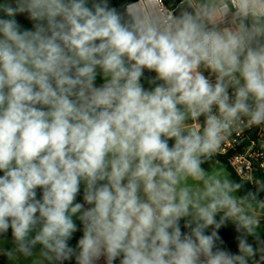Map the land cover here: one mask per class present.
<instances>
[{"label": "clouds", "instance_id": "1", "mask_svg": "<svg viewBox=\"0 0 264 264\" xmlns=\"http://www.w3.org/2000/svg\"><path fill=\"white\" fill-rule=\"evenodd\" d=\"M0 12L9 264H264V180L241 196L204 167L234 129L264 132V0H182L163 18L112 0Z\"/></svg>", "mask_w": 264, "mask_h": 264}, {"label": "built area", "instance_id": "2", "mask_svg": "<svg viewBox=\"0 0 264 264\" xmlns=\"http://www.w3.org/2000/svg\"><path fill=\"white\" fill-rule=\"evenodd\" d=\"M159 1L161 4L159 11L149 10L148 14L163 18L170 10L177 11L182 4L181 1L175 9H171L162 0ZM134 4L135 2L128 5ZM261 136H264V132L260 129L240 126L234 129L233 135L224 142L219 153L215 155L225 159L231 171L252 186H256L257 179L264 180V168L261 167L264 164V149L260 147Z\"/></svg>", "mask_w": 264, "mask_h": 264}, {"label": "trees", "instance_id": "3", "mask_svg": "<svg viewBox=\"0 0 264 264\" xmlns=\"http://www.w3.org/2000/svg\"><path fill=\"white\" fill-rule=\"evenodd\" d=\"M137 1H139V0H112V3L115 6H117L119 9L123 10L125 5H128L130 3H134V2H137ZM162 1L169 8L175 9L181 3L182 0H162ZM176 12H178V10ZM216 161H221L222 163H224L227 166L228 170L230 171L233 181L238 182V183H240L242 185L241 189L238 192L239 195H241V196L245 195L249 191H252V192H256L257 191V186H252L248 182L239 179L231 171V169L228 167V164H227L226 160L221 158V157L214 156L211 160H209L204 165V167L205 168L209 167L213 163H215ZM79 199L80 198L78 197V200ZM263 200H264V192H259L258 195H257V200L253 201V204H255V205L259 204ZM79 235H80V233L78 232L76 234V236L79 237ZM220 235L222 236V238H223V240L225 242L224 243V247L230 249L233 252H236V250H237L236 241H235L236 232H235L234 228L231 225H229L227 228L221 230ZM262 236H264V235H262ZM250 242H252L251 239H250ZM71 243L73 245H75V243H76L75 239Z\"/></svg>", "mask_w": 264, "mask_h": 264}, {"label": "rangeland", "instance_id": "4", "mask_svg": "<svg viewBox=\"0 0 264 264\" xmlns=\"http://www.w3.org/2000/svg\"><path fill=\"white\" fill-rule=\"evenodd\" d=\"M3 2H4V0H0V3H3ZM180 7H181V5L179 6L178 11L180 10ZM3 16H4V14L2 12H0V17H3ZM17 18L19 20H21L22 23H27L24 20V17L20 16V17H17ZM146 75L151 76V75H154V74L146 73ZM98 82H100V81L98 80ZM206 169H208L209 171H212V172H217L221 176H227L229 179L233 180L232 179V175H231L230 171L228 170L227 166L224 163H222L221 161H216L211 166L206 167ZM253 208H254L255 214L261 217V225H260L259 231L261 232V235H264V204H262V203H259V204H256V205L253 204ZM4 246L5 247H11L12 246L10 235L8 237L7 243ZM0 264H9V262L7 261L6 257L0 255ZM17 264H31V260L30 259H25L24 257H20V259L17 262Z\"/></svg>", "mask_w": 264, "mask_h": 264}, {"label": "bare ground", "instance_id": "5", "mask_svg": "<svg viewBox=\"0 0 264 264\" xmlns=\"http://www.w3.org/2000/svg\"><path fill=\"white\" fill-rule=\"evenodd\" d=\"M137 11H152V12H158L161 8V4L159 0H144V1H138L134 5L131 6Z\"/></svg>", "mask_w": 264, "mask_h": 264}, {"label": "water", "instance_id": "6", "mask_svg": "<svg viewBox=\"0 0 264 264\" xmlns=\"http://www.w3.org/2000/svg\"><path fill=\"white\" fill-rule=\"evenodd\" d=\"M136 3V2H135ZM2 262V261H1Z\"/></svg>", "mask_w": 264, "mask_h": 264}]
</instances>
